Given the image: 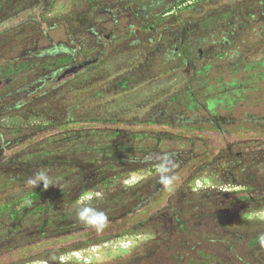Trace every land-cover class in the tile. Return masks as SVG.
Here are the masks:
<instances>
[{
  "label": "trees",
  "instance_id": "16d2710c",
  "mask_svg": "<svg viewBox=\"0 0 264 264\" xmlns=\"http://www.w3.org/2000/svg\"><path fill=\"white\" fill-rule=\"evenodd\" d=\"M0 1V110L4 111L0 157H5L0 163V246H6L20 223L29 228L20 233L23 240L11 250L24 259L35 251L50 257L58 250L67 252L111 237L152 232L153 239L128 257L139 255L164 238L162 224L150 223L161 219L162 198L155 197L163 190L168 198L161 207L184 232L181 245L192 246L190 217L207 212L210 204L215 206L212 200H197L205 192L197 188L198 179L226 153L264 158V0H230V6L226 2L219 12L201 19L194 14L204 0H102L97 11L79 21L75 12L47 16L51 2L45 0ZM125 1L139 9L150 6L143 17L154 21L126 25L122 19L119 33H138V46L102 55L103 48L115 43L104 36L114 25L106 22L109 16L100 10ZM176 7L179 10L169 13ZM214 18L224 22L208 25ZM165 32L174 36H160ZM111 37L123 42L132 36ZM178 37L183 38L182 44ZM123 58L127 60L117 66ZM111 68L101 78L80 83ZM176 72L181 79L173 91L146 108L154 111L152 117L98 118L109 100ZM63 74L65 78L58 82ZM50 102L59 117L52 126L44 114L36 121L35 110ZM86 122L101 125L89 127ZM226 134L230 146L223 149L216 139ZM165 154L176 165L173 191L162 187L157 175ZM104 169V175L88 178ZM40 170L47 172L52 183L47 189L42 182L36 187L27 183ZM131 172L138 179L126 183ZM125 197H131L130 206L109 212ZM55 206L65 208L64 218L54 219ZM84 209L102 212L104 226L77 219ZM124 227L133 229L121 233ZM120 258L125 257L109 262Z\"/></svg>",
  "mask_w": 264,
  "mask_h": 264
},
{
  "label": "rangeland",
  "instance_id": "374dc122",
  "mask_svg": "<svg viewBox=\"0 0 264 264\" xmlns=\"http://www.w3.org/2000/svg\"><path fill=\"white\" fill-rule=\"evenodd\" d=\"M45 2L46 4H49L51 2V6L48 10L47 16L55 17L58 14H71L72 12L74 14L75 12V15H78L75 18L77 20H87V17L89 16L88 13H90L92 10L93 12L97 11L99 6L103 3L102 0H45ZM226 2H229L228 4L230 6V0H213V2L210 0H204L197 7V13L194 14V16H197V18L201 19L206 15H214L216 12H219L221 10L220 8ZM55 5L59 7H55ZM177 10H179V8L176 7V9H173L172 11L175 12ZM24 16L25 14L21 15V17L19 18L22 19V17ZM184 16H186V14ZM223 18L224 20L226 19L225 17ZM222 20V18H214L211 19L207 24H216ZM228 20L230 21V18H228ZM167 24H170V22L166 23V25ZM124 60L127 59L123 58L122 60H119L118 62H116V65L119 66L123 63ZM112 69L113 68L105 70L103 74L98 77L92 78V75H89L80 83L83 85L86 83V81L88 83L92 82L93 80L101 78L105 74L110 73ZM167 75L170 76L165 75L166 77H158L157 79L149 82L142 87L135 86V88H131L130 91L127 90L126 93L122 94V96L109 100L108 103L102 107L103 112L98 113L102 114V116H99L98 118L102 117L103 119L113 121L118 118H123L125 120H139L144 117H152L154 115V111H152L151 108V110L146 111V108L158 103L160 100L166 97V95L170 94L173 91L172 89H174L173 86H175L181 79V75L178 74V72L172 74L169 73ZM101 82L102 81L100 80L98 84H100ZM72 86L77 87L79 85L73 84ZM98 86L100 87V85ZM94 97H98L97 94H95ZM51 103L52 102H50L49 105L41 104V106L39 107L42 108L35 109L37 111L36 121L39 120L38 116L42 114L47 116L48 122L50 121L49 126H52L51 122L56 123L57 120H59V117H55L54 113L52 112L53 106ZM43 108L45 110H42ZM31 109L34 110L32 107ZM3 112V110H0V115H3ZM86 125H88L89 127H95L98 125L100 126L101 124L86 122ZM28 127L32 128V126L30 125ZM34 127L39 126L34 125ZM216 143L217 145H220V147L225 149L227 146H230V135L228 136V134H226L225 138L223 136H219L216 139ZM87 157L90 156L87 155ZM3 161H5V157L1 156L0 163H2ZM99 164L102 165L104 163L101 161ZM104 173H106L105 169L95 173L93 172L88 176V178L90 180H93L98 176L104 175ZM203 176L202 180H204L206 184V189L203 190L205 192L197 196V200H202L204 202L212 200L215 206H212L210 204L208 205L210 207H208L207 212H202V214L199 213L197 216L190 217L187 225L189 227V230L192 232V234L190 235V243L192 246L189 245V247H184L181 245V241L184 239L183 237L185 235L184 232L181 231V228L179 224L176 223L175 219H173V217L169 215V211L161 207L166 204L168 198L166 190H163L155 197L159 198L161 196V198L163 199H161V203L158 206V213L160 214L161 219L157 218L156 220H152L150 222H160L162 224L164 231L163 240L148 245L146 249L143 250V253L139 255L137 254L130 258L128 256H131L138 251L123 254L121 252H115L111 249L113 248L111 246L104 247L108 251H99L97 255L91 254L90 263L245 264L246 262L257 263L258 260H260V262L264 264V246H261L260 242L262 238L255 237L258 234H264L263 156L260 154H241L238 156L235 153H226L223 156L219 157L216 162L209 168V171ZM126 177H128L125 180L126 182H136L138 179V176L133 172L129 173ZM251 193H253L254 195L262 193L260 195L263 196L259 197L258 201H255L254 203L249 202V204H247L248 200L246 198L249 197V194ZM113 194L114 191L110 193V195ZM129 196H131V194ZM130 198L131 197H128V199L126 198V202L123 200L120 203L112 205L110 207L111 211L109 212L127 208L132 203L130 201ZM191 200L192 197L188 198V202ZM242 201L245 202L242 203ZM129 202L131 203L129 204ZM239 206H241V208L237 210ZM64 209L65 208L60 206L53 207L51 211L52 215L56 216L54 219H56L57 217L58 219L64 218ZM158 209H153V211L155 212ZM44 213L46 214V211H44ZM48 216L45 217V221L48 220ZM23 226L24 225L20 223V229H17L15 231V235L7 239V243H3L6 246H0V258L2 260L1 262H3L1 264H50V261L48 260L54 261L63 253V251L59 252L58 250L54 256L49 257L50 259H46L47 254H42L41 251H35L31 255V257H25L26 259H24L23 255H21L20 253H13V250H11L12 245L18 243L19 241H22L23 237L20 236V233L29 228ZM131 229H133V227H124V229L121 230V233L129 232V230ZM186 238L188 239V237ZM112 239L115 238L111 237L107 240L110 241ZM135 248L136 246L133 249ZM119 257L125 258H120L122 260L115 261L114 263L109 262V260L112 261V259H118Z\"/></svg>",
  "mask_w": 264,
  "mask_h": 264
},
{
  "label": "flooded vegetation",
  "instance_id": "af4514ba",
  "mask_svg": "<svg viewBox=\"0 0 264 264\" xmlns=\"http://www.w3.org/2000/svg\"><path fill=\"white\" fill-rule=\"evenodd\" d=\"M124 4V5H123ZM115 5V6H113ZM123 5V6H122ZM112 7L114 8H110V5L108 6V9L105 7H102L100 12L102 14H106L108 15V21H107V18L106 19V22H109L111 23L112 25H114V28L111 29L108 33H106L104 36H107V39L110 41V42H113L115 43L114 47L112 48H103V51H102V55L106 54V53H114V54H121L122 52H126L127 48H133L135 46H138V41H137V36H139L138 33H124L123 35L119 33V24H121L122 22V19H125L127 22L125 23L126 25H130L132 21H141L143 23V20L145 21H149L151 20V23L152 19H149V18H145L143 17L145 14H149V10L151 9V7H141L140 9L138 7H134L132 4H128L127 1H125L124 3L123 2H118V3H112L111 4ZM145 6V5H144ZM55 7H59L57 5H55ZM181 7V5L179 6ZM169 13H175V12H169ZM140 17H143V18H140ZM149 17V15H148ZM145 18V19H144ZM162 20H156V22H160ZM150 27H154V24H152ZM143 36H146V33L145 32H142L141 33ZM111 36H132L131 38L125 40V41H121V42H118L121 38L119 39H113ZM152 36H154V34H152ZM160 36H174L172 34H167V32L163 33V34H160ZM176 36H181L180 34L176 35ZM179 38V43L178 44H182L183 42V38L182 37H178ZM125 46L126 49H122V47ZM122 52H121V51ZM179 50V46L176 45L175 47V51L177 52ZM121 52V53H120ZM65 78L64 74L62 75V77H59L57 80L58 82L60 80H63ZM230 150V148H229ZM198 181L200 182H203V185L201 187H199V189H202V190H205L206 189V184L204 182V180H202V178H199ZM262 193H259L258 195H254L253 193L249 194V197H247L246 199L248 200V203L249 202H255V201H258V198L259 197H262L263 195H260ZM245 201H242V203H244ZM241 206H239L237 208L240 209ZM236 210V211H237ZM264 232V231H263ZM255 237H258V238H264V234H258L257 236ZM76 250V249H73V251ZM69 251H72V250H69ZM67 251V252H69ZM104 252L105 251H108L104 248L103 250ZM116 252V250H114ZM118 252V251H117ZM124 254V253H123ZM46 259H50L49 257H46ZM52 259V258H51ZM50 261V264H53L54 262H56V260L54 261H51V260H48Z\"/></svg>",
  "mask_w": 264,
  "mask_h": 264
},
{
  "label": "built area",
  "instance_id": "2783aa9c",
  "mask_svg": "<svg viewBox=\"0 0 264 264\" xmlns=\"http://www.w3.org/2000/svg\"><path fill=\"white\" fill-rule=\"evenodd\" d=\"M197 0H188L187 3H191ZM203 182L197 181V188L201 187ZM101 194V192H99ZM101 203L97 201L96 204ZM154 234L150 233H138L133 235H125L112 240H107L105 242L95 243L83 248L72 250L69 252H63L53 264H67L70 262L87 264L91 261V254H98L99 251L103 252L104 247L111 246L112 250H116L121 253H133L134 251H139L143 244L147 243L149 240L153 239ZM136 246L135 249H133ZM133 249V250H132ZM92 264V262L90 263Z\"/></svg>",
  "mask_w": 264,
  "mask_h": 264
},
{
  "label": "clouds",
  "instance_id": "9594fccd",
  "mask_svg": "<svg viewBox=\"0 0 264 264\" xmlns=\"http://www.w3.org/2000/svg\"><path fill=\"white\" fill-rule=\"evenodd\" d=\"M176 167L173 160L170 158V155L165 154L160 163L157 166V175L159 176L160 183L162 187L167 188L169 191H173L174 175L172 174L173 169ZM43 184L45 189L49 185H52L49 176L45 170H40L34 174L33 177L29 178L27 183L30 186L36 187L39 184ZM100 193H97V198L100 197ZM78 219L90 226L102 228L104 225L103 220L106 219L104 214L100 211L94 209H84L78 213ZM261 246H264V238L261 239Z\"/></svg>",
  "mask_w": 264,
  "mask_h": 264
},
{
  "label": "water",
  "instance_id": "95a60500",
  "mask_svg": "<svg viewBox=\"0 0 264 264\" xmlns=\"http://www.w3.org/2000/svg\"><path fill=\"white\" fill-rule=\"evenodd\" d=\"M2 84V81H0V85Z\"/></svg>",
  "mask_w": 264,
  "mask_h": 264
},
{
  "label": "crops",
  "instance_id": "0c3cea01",
  "mask_svg": "<svg viewBox=\"0 0 264 264\" xmlns=\"http://www.w3.org/2000/svg\"><path fill=\"white\" fill-rule=\"evenodd\" d=\"M126 183H129V182H126Z\"/></svg>",
  "mask_w": 264,
  "mask_h": 264
}]
</instances>
